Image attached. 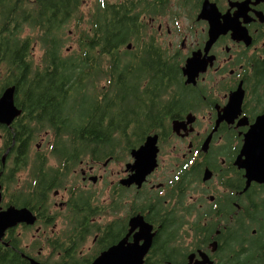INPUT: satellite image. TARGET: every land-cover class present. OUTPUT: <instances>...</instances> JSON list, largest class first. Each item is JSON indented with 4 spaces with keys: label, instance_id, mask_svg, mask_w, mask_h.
<instances>
[{
    "label": "flooded vegetation",
    "instance_id": "obj_1",
    "mask_svg": "<svg viewBox=\"0 0 264 264\" xmlns=\"http://www.w3.org/2000/svg\"><path fill=\"white\" fill-rule=\"evenodd\" d=\"M204 1L136 0L144 43L124 47L140 56L159 45L178 67L156 127L130 149L119 140L67 156L49 128L27 146L26 121L50 116L26 111L16 83L0 85V97L16 86L21 109L0 122L1 205L35 216L6 228L0 243L20 256L9 262L90 264L118 244L119 264H135L134 249L141 264H264V0H209L199 16ZM11 2L0 0V74L10 65L2 16ZM211 23L224 29L206 48ZM36 45L30 71L41 72ZM148 135L157 165L139 184L132 151Z\"/></svg>",
    "mask_w": 264,
    "mask_h": 264
},
{
    "label": "trees",
    "instance_id": "obj_2",
    "mask_svg": "<svg viewBox=\"0 0 264 264\" xmlns=\"http://www.w3.org/2000/svg\"><path fill=\"white\" fill-rule=\"evenodd\" d=\"M85 1L12 0L2 16L11 20L10 65L0 74V85L16 83V100H27L26 111L50 116L26 121L27 146L49 128L60 130L55 147L67 156L71 148L81 149L76 154L87 147L103 151L119 140L130 149L156 127L170 97L164 93L178 66L168 51L156 45L138 56L124 47L141 32L136 0H95L90 10ZM73 35L77 45L67 46ZM34 41L43 48L41 72L30 71L27 51ZM18 259L0 243V264H19L8 261Z\"/></svg>",
    "mask_w": 264,
    "mask_h": 264
},
{
    "label": "water",
    "instance_id": "obj_3",
    "mask_svg": "<svg viewBox=\"0 0 264 264\" xmlns=\"http://www.w3.org/2000/svg\"><path fill=\"white\" fill-rule=\"evenodd\" d=\"M215 6L216 4L213 3ZM210 1L205 0L203 4V9L200 12L199 16L207 15L208 10L210 9ZM217 8V7H216ZM224 29L221 25H214L211 23L210 31H211V38L207 42V46H210L212 41L218 35V33ZM131 46V44H129ZM192 58V57H191ZM190 58L188 59L187 66L190 65ZM187 71V67L185 69ZM15 85H9L5 88L3 94L0 97V122L2 123H10L16 115L21 112V109L15 103ZM157 136L156 135H148L145 143L141 146L133 149V155L135 157V161L133 166L135 167L136 171L133 176V179L138 181L139 184L145 179L147 174L157 165V145H156ZM245 152V146L242 149V153ZM5 158V156H4ZM2 199V190L0 184V239H2L5 230L8 226L21 221V220H28L33 222L35 216L32 214V211L23 206L19 207L16 205H9L6 208H3L1 205ZM134 246V245H133ZM132 246V247H133ZM136 255L134 257L135 264H141L142 257L141 250L134 249L133 250ZM126 256V255H125ZM119 245H114L100 253L93 262L90 264H119ZM32 264H46L35 259H32Z\"/></svg>",
    "mask_w": 264,
    "mask_h": 264
},
{
    "label": "rangeland",
    "instance_id": "obj_4",
    "mask_svg": "<svg viewBox=\"0 0 264 264\" xmlns=\"http://www.w3.org/2000/svg\"><path fill=\"white\" fill-rule=\"evenodd\" d=\"M91 5H92V3L90 4V3H89V0H87V1H85L83 7H84L85 10H88V9L90 10V7H89V6H91ZM73 26H74V23H72V27H73ZM70 34H72V33H70ZM72 38H73V39H71V40H69V41L66 42V43H67V46H68V45H73V46L77 45V42L75 41L76 35H73ZM38 44H39V43H38ZM35 53H36V56H37V57H40V55H41V53H42V48H41L40 45H36ZM103 81H104V80H103Z\"/></svg>",
    "mask_w": 264,
    "mask_h": 264
},
{
    "label": "bare ground",
    "instance_id": "obj_5",
    "mask_svg": "<svg viewBox=\"0 0 264 264\" xmlns=\"http://www.w3.org/2000/svg\"><path fill=\"white\" fill-rule=\"evenodd\" d=\"M94 234V233H93Z\"/></svg>",
    "mask_w": 264,
    "mask_h": 264
}]
</instances>
